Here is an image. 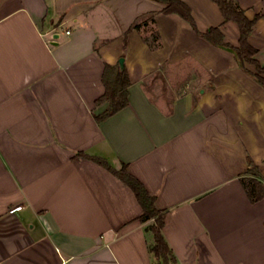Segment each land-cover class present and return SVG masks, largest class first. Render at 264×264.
Returning <instances> with one entry per match:
<instances>
[{"label":"crops","instance_id":"crops-1","mask_svg":"<svg viewBox=\"0 0 264 264\" xmlns=\"http://www.w3.org/2000/svg\"><path fill=\"white\" fill-rule=\"evenodd\" d=\"M183 1L201 32L218 26L239 44L212 0ZM237 1L260 16L250 43L264 65V0ZM164 7L0 0V264H153V221L137 219L134 191L80 152L126 164L156 196L178 264H264V199L252 203L240 180L250 156L264 181V87ZM121 57L129 105L99 122L105 65ZM184 73L210 86L149 89V79L171 85Z\"/></svg>","mask_w":264,"mask_h":264},{"label":"trees","instance_id":"trees-1","mask_svg":"<svg viewBox=\"0 0 264 264\" xmlns=\"http://www.w3.org/2000/svg\"><path fill=\"white\" fill-rule=\"evenodd\" d=\"M154 1L164 4L165 7L161 12L178 14L190 24L198 35L204 37L216 46L224 47L232 51L241 68L264 87V65L256 58L258 49L250 43V35L256 22L260 18L259 15L254 19H250L246 15L245 10L240 7L237 0H212L220 9L224 22L233 21L239 27V44L234 46L226 41L221 27L213 26L207 31L201 32L198 29L191 7L185 1ZM148 19L154 21L155 13H151ZM144 22L135 23L129 30L139 28ZM145 40L151 46H155L158 35L154 33L151 37H146ZM248 65L254 66L255 70L250 71L247 67ZM102 80L105 86V92L96 100V104L102 105L108 103L109 105L104 113L95 115L99 122L109 118L129 105L128 88L131 85L127 69L121 70L118 66L109 63L105 65ZM77 156L90 158L105 166L134 191L142 207V213L137 219L143 223L149 220L153 221L148 227V230L152 231L154 236V242L149 248L154 258L153 264H178V260L163 234L167 211L161 210L156 206V196L148 191L144 183L128 170L126 164H123L120 169H115L104 158L92 157L84 152H80ZM248 163L249 168L240 180L250 201L256 203L264 199V181L259 165L250 156L248 157Z\"/></svg>","mask_w":264,"mask_h":264},{"label":"rangeland","instance_id":"rangeland-1","mask_svg":"<svg viewBox=\"0 0 264 264\" xmlns=\"http://www.w3.org/2000/svg\"><path fill=\"white\" fill-rule=\"evenodd\" d=\"M151 32V31H150ZM152 33V32H151ZM149 34V37H151V35L153 34ZM164 73H167V75L171 76V75H175L176 73L173 72L172 73V70L171 72H162V74ZM187 74H183V76L179 77V78H172L171 80V85L166 83V81L162 82L161 80L159 79H149L148 80V85H149V89L150 91L153 93V94H156V93H162V92H171V91H174L176 93H180L184 90H190V89H193L194 92H199L200 88L202 87H209L210 84V80L211 78H208V79H205V80H202V82H194V77L191 76V74L189 75L190 77L188 78H185ZM175 82H174V81ZM177 80V81H176Z\"/></svg>","mask_w":264,"mask_h":264},{"label":"water","instance_id":"water-1","mask_svg":"<svg viewBox=\"0 0 264 264\" xmlns=\"http://www.w3.org/2000/svg\"><path fill=\"white\" fill-rule=\"evenodd\" d=\"M56 36H58V35H56ZM119 68H120L121 70H124V69H125V57H121V58L119 59Z\"/></svg>","mask_w":264,"mask_h":264},{"label":"built area","instance_id":"built-area-1","mask_svg":"<svg viewBox=\"0 0 264 264\" xmlns=\"http://www.w3.org/2000/svg\"><path fill=\"white\" fill-rule=\"evenodd\" d=\"M67 33L69 34V33H70V31H69V30H67Z\"/></svg>","mask_w":264,"mask_h":264}]
</instances>
